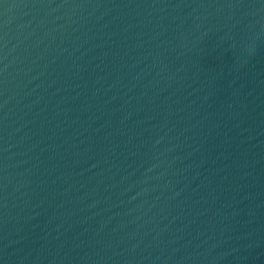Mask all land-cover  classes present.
Masks as SVG:
<instances>
[{
    "label": "water",
    "instance_id": "obj_1",
    "mask_svg": "<svg viewBox=\"0 0 264 264\" xmlns=\"http://www.w3.org/2000/svg\"><path fill=\"white\" fill-rule=\"evenodd\" d=\"M0 264H264V0H0Z\"/></svg>",
    "mask_w": 264,
    "mask_h": 264
}]
</instances>
